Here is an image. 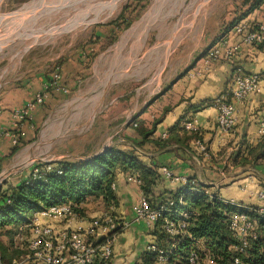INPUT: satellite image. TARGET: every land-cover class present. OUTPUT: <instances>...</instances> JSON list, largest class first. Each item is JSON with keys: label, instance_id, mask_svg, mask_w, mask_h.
<instances>
[{"label": "crops", "instance_id": "crops-1", "mask_svg": "<svg viewBox=\"0 0 264 264\" xmlns=\"http://www.w3.org/2000/svg\"><path fill=\"white\" fill-rule=\"evenodd\" d=\"M173 1L156 0L136 25L121 32L112 30L120 42L115 48L114 45L109 47L111 70L105 75L100 74L99 61L87 64L89 59L84 55L78 56L75 66L64 64L59 68L62 76L59 85L68 88L67 92L52 85L53 73H45L42 69L30 72L29 64L19 76L14 69L1 72L0 188L5 184L17 185L29 175L30 168L39 163L83 164L108 148L117 147L133 148L145 165L158 167L159 171L162 166H168L176 175L186 176L193 185L206 186L208 191L224 199H234L250 207L258 204L255 193L264 190V162L256 167H243L235 165L233 160L239 152L245 153L260 140L259 121L264 117V47L244 43L235 27L264 22V5L246 16H242L246 9L239 10L232 27L227 25L221 33L212 36H206L205 31L198 34L200 8L196 9L185 27L197 33V41L202 40L201 50L196 53L195 43L190 41L188 51L176 53L184 41L176 42L180 29L175 28L176 33L164 37L162 26H157L162 13ZM4 2L15 3L0 0ZM197 3L193 1L192 7ZM141 22L144 26L135 30ZM152 32L154 37H151ZM150 37L153 42L148 46ZM223 39L227 40V48L238 45V50L229 60L205 66V54ZM127 47L129 50L146 47L158 51L155 58L158 68L150 69L141 77L143 80L138 79L136 83L130 80L125 74L126 68H120V62H115ZM124 60L127 62L123 61L122 65L130 62V58L124 57ZM120 72L123 74L117 75ZM238 73L260 75V88L239 104L235 128L224 131L218 126V109L207 103L221 96ZM38 93L44 94V102L36 105L24 119L17 118L16 112L24 109ZM157 119L160 122L153 135L143 141L136 127L149 130ZM190 119L197 126L209 156L200 152L192 139L187 142L188 148L179 144L160 147L155 143L164 139V135L167 137L170 129ZM13 135L18 142H14ZM16 146L20 148L12 154ZM28 168V174L24 175L23 170ZM19 172L23 178L18 182L10 181V176ZM179 189L182 185L163 179L154 188L155 199L167 200L166 190ZM142 194L138 183L119 173L117 205L107 208L102 201L91 200L76 220L44 219L43 222L60 232L85 227L91 219L111 213L119 223L127 224L114 237L112 264H140L142 254L156 242V225L134 221L135 208Z\"/></svg>", "mask_w": 264, "mask_h": 264}, {"label": "trees", "instance_id": "trees-1", "mask_svg": "<svg viewBox=\"0 0 264 264\" xmlns=\"http://www.w3.org/2000/svg\"><path fill=\"white\" fill-rule=\"evenodd\" d=\"M244 5L247 9L242 16L263 6L264 0H245ZM122 18L123 13L113 24L116 25ZM234 23L235 21L231 27ZM113 38L115 39L116 35H113ZM223 94H226V91ZM214 103L215 100L207 104ZM159 122L158 119L154 120L149 130L136 127L143 141L153 135ZM191 139L193 142L195 139L202 141L197 132H190L184 125H178L170 129L166 138L156 140L155 143L160 147L179 144L188 148L187 142ZM19 148L16 146L12 154ZM260 162H264V136L260 137L255 146L248 147L245 153L239 152L233 160L235 165L243 167L248 165L256 167ZM32 170L33 168L17 185L5 184L0 188V264H12L24 253L20 249L22 241L18 236L27 234L24 225L29 223L31 225L32 218L40 210L72 203L81 216L84 205L91 200H100L107 208L117 205L116 189H113V184H117L119 173L125 174L126 177L139 178L143 193L150 198L153 206L165 203L172 197L178 202L182 193V189L166 190L165 193L169 194L167 200L155 199L154 188L164 179L161 169L159 171L158 167L145 165L133 148L127 150L110 147L83 164L67 161L53 164V169L37 179L33 186L28 184ZM189 184L190 187L194 186L201 190L187 193L183 197L182 206H177L190 213L189 219L186 220V233L171 235L167 232L164 229L166 219L174 221L177 226L183 218L164 213L155 226L157 250H146L141 256L140 264H194L190 261L193 252H197L199 256L201 261L199 264H203L207 255L211 257L212 264H264V219L257 213L251 214L255 224L248 233L247 246L241 251V241L233 234L230 222L234 213L246 211V208L242 204L238 206L210 196L206 193V186L193 185L191 179ZM123 229L124 227L120 225L113 234L118 235ZM159 250L165 253L163 260L160 259ZM236 259H239V263L235 262ZM95 264H101L100 260Z\"/></svg>", "mask_w": 264, "mask_h": 264}, {"label": "rangeland", "instance_id": "rangeland-1", "mask_svg": "<svg viewBox=\"0 0 264 264\" xmlns=\"http://www.w3.org/2000/svg\"><path fill=\"white\" fill-rule=\"evenodd\" d=\"M13 1L15 3H0V74L6 69H14L16 76H19L26 64H29L30 72L32 69H42L45 73L54 74L64 64L75 66L78 56L83 55L89 59L87 64L99 61L100 74L105 75L111 70L112 53L108 54L109 47L114 45L115 48L120 42L118 35L112 30L121 32L136 25L140 16L149 12L156 0H88L78 9H70V12L67 8L66 11L61 8L60 3L52 2L54 0ZM193 1L195 0H174L162 13L157 24L158 27L162 26L164 37L176 33L175 28L180 29L176 42H181L182 39L184 41L176 53L188 51L190 41L195 43L196 53L201 50L202 40L195 39L197 33L190 32L186 27L182 28L192 20L191 14L196 9L200 8L198 34L205 31L206 36L221 33L236 19L235 15L239 10L247 9L245 0H197V5L192 7ZM67 7L72 5L68 4ZM56 12L58 13L54 15ZM122 13L124 18L116 25L113 24ZM143 26L144 22H141L135 30ZM113 35H116L115 39ZM151 37H154L153 32ZM151 37L147 41L148 46L153 42ZM146 47L138 51L127 47L121 51L119 59L115 58L116 63L120 62V68H126V76L135 83L138 79L143 80L141 77L150 69L158 68L155 59L158 51L148 50ZM136 51L138 54H135ZM124 57L130 58L127 65H122L123 61L127 62ZM121 74L123 73L117 75ZM72 123L73 121L70 122ZM28 172L29 168L23 170V174L27 175ZM24 175L16 173L10 176V181L18 182Z\"/></svg>", "mask_w": 264, "mask_h": 264}, {"label": "built area", "instance_id": "built-area-1", "mask_svg": "<svg viewBox=\"0 0 264 264\" xmlns=\"http://www.w3.org/2000/svg\"><path fill=\"white\" fill-rule=\"evenodd\" d=\"M235 30L242 36V41L249 45H259L264 47V22L256 25L239 24ZM227 40L223 39L220 44L212 47L204 56V65L210 66L213 62L219 60L231 59L238 50V45H232L227 48ZM60 69H56L53 75L52 85L54 87L68 91L66 87H60L61 80ZM260 75L238 73L232 79V82L226 89V94H222L215 99V106L218 109V126L221 130L231 131L237 123V115L239 113L240 103L246 100L249 95L256 92L260 88ZM44 102V94L38 93L35 99L28 105L16 112V117L24 119L30 115V111L36 105ZM136 125V124H135ZM184 127L190 132H198L197 126L193 120H187ZM258 134L264 136V117L259 121ZM14 136V135H13ZM166 138V135L163 136ZM14 142H18L17 136H14ZM200 152L209 156L207 146L200 139L194 141ZM33 167L31 176L28 179V184L34 185L37 179L42 178L47 172L53 169V164L42 162ZM162 177L172 183L182 185V193L177 202L173 197L165 203H159L153 206L150 198L144 193L140 197L135 208V222H146L148 226L156 225L164 213L169 216L183 218L180 224L175 225L174 221L165 220L164 229L171 235L186 233V220L189 219L190 213L187 210L179 209L177 206H182L183 197L189 192H198L201 189L191 186L189 178L182 175H176L168 166L161 167ZM127 180L135 181L141 185V180L135 176H128ZM117 184H113V189H116ZM210 196L217 197L226 203L241 205L234 199H224L218 194L207 191ZM258 204L255 206H245L246 211H238L231 217L230 228L233 234L241 241V251L248 244V233L254 227V221L251 214L257 213L264 219V190H259L255 193ZM179 203V204H178ZM76 206L72 203H67L59 206H52L47 209L37 212L28 225H24L27 229V234L18 236L22 241L20 249L24 253L13 261L12 264H95L100 260L101 264H112L113 258V242L116 235L113 231L118 226H127L126 223H119L111 213H106L101 217L91 219L90 223L85 227L76 229H66L56 232L54 227L43 222L44 219H52L57 221L71 222L80 217L76 212ZM113 235V237H112ZM17 239V238H16ZM148 251H156L157 246L152 243L148 246ZM160 259L165 258V253L159 250ZM1 258V254H0ZM190 261L194 264H199L200 258L197 252H193ZM239 263V259L235 260ZM213 261L209 255L203 261V264H212Z\"/></svg>", "mask_w": 264, "mask_h": 264}, {"label": "bare ground", "instance_id": "bare-ground-1", "mask_svg": "<svg viewBox=\"0 0 264 264\" xmlns=\"http://www.w3.org/2000/svg\"><path fill=\"white\" fill-rule=\"evenodd\" d=\"M88 1V0H54L52 2H58L61 4V8H63L64 10L67 8V11L70 12L71 10L70 9H78L79 7H81L83 4H85V2ZM68 4H71L72 7L68 8L67 5ZM60 8V9H61ZM85 8V7H84ZM188 8V7H187ZM191 10V9H190ZM66 11V10H65ZM58 12H61V11H58ZM58 12H56L54 15H56ZM190 12V11H189ZM63 13V12H62ZM61 13V14H62ZM186 15V14H185ZM183 19V18H182ZM186 19V18H185ZM143 25V23H142ZM183 27V26H182ZM185 28V26H184Z\"/></svg>", "mask_w": 264, "mask_h": 264}]
</instances>
